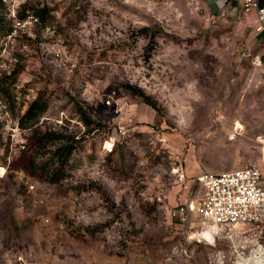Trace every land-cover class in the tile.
I'll use <instances>...</instances> for the list:
<instances>
[{
    "label": "rangeland",
    "instance_id": "374dc122",
    "mask_svg": "<svg viewBox=\"0 0 264 264\" xmlns=\"http://www.w3.org/2000/svg\"><path fill=\"white\" fill-rule=\"evenodd\" d=\"M10 4L17 19L46 5L53 20L37 17L16 38L2 76L23 65L0 90V264H255L239 238L185 250L172 218L188 191L201 197L199 174L264 171V59L252 19L230 16L222 0ZM9 13L0 20L10 31ZM38 97L46 110L20 124ZM35 130L76 140L56 184L44 177L59 167L56 145L32 173L12 166Z\"/></svg>",
    "mask_w": 264,
    "mask_h": 264
},
{
    "label": "built area",
    "instance_id": "2783aa9c",
    "mask_svg": "<svg viewBox=\"0 0 264 264\" xmlns=\"http://www.w3.org/2000/svg\"><path fill=\"white\" fill-rule=\"evenodd\" d=\"M10 6L8 19H12V30L0 37V78L9 70L8 61L12 58L16 38L29 32L39 24L37 17L17 19L12 0H2ZM224 5V0H222ZM242 15L250 12L255 16V33L261 41L264 59V6L258 0H243ZM224 17V14L220 15ZM256 65L261 64L259 57ZM264 151V134L257 139ZM257 166H247L223 172L199 174L196 185L202 188L198 199L187 192L177 206L172 218L182 227V246L204 244L214 246L217 241L239 238V242L251 245L253 257L248 261L264 263V174ZM242 258H240L241 260ZM255 259V260H254ZM254 261V262H253ZM247 263V262H246ZM237 264H245L244 260Z\"/></svg>",
    "mask_w": 264,
    "mask_h": 264
},
{
    "label": "trees",
    "instance_id": "16d2710c",
    "mask_svg": "<svg viewBox=\"0 0 264 264\" xmlns=\"http://www.w3.org/2000/svg\"><path fill=\"white\" fill-rule=\"evenodd\" d=\"M259 5L264 6V0H258ZM238 6L237 0H224V7L228 8L229 11L232 10L233 7ZM5 11L9 12L8 5L4 4L2 0H0V13ZM51 9H49L46 5L36 8L35 11L29 12L26 8L22 11V14L18 16V19H23L28 16L38 17L41 21L52 22L53 17L50 16ZM9 28L2 25L0 20V37L6 36L9 33ZM13 56V53H12ZM23 71V65H17L12 73H6L4 78H0V90L1 85L4 80H7L12 85L19 74ZM13 86V85H12ZM138 97L143 101L144 104L151 107L156 112L159 110L156 102L153 101L149 96L144 94L143 92H138ZM46 110V105L44 101L38 97L33 100L27 107L25 113L20 118L19 123H28L30 121H38L41 115ZM79 113H81L82 121L87 128H91L94 122L90 119L89 116L85 113V111L79 106ZM35 122V123H36ZM33 143H31L29 149L20 152V154L15 158L12 162V166L14 169L18 171H23L25 173H32L35 170L39 169L37 163V159L42 152V150L47 146L56 145V148L53 152V156L56 158V161L59 165L58 168H55L51 173L44 174L45 179L49 183L56 184L61 181L65 177L64 167L67 162L70 160L72 153L76 148V140H74L70 136H66L63 134H58L54 132L50 133H42L35 130L33 132ZM42 167V166H41ZM40 167V170H42ZM44 170H42L43 172Z\"/></svg>",
    "mask_w": 264,
    "mask_h": 264
},
{
    "label": "crops",
    "instance_id": "0c3cea01",
    "mask_svg": "<svg viewBox=\"0 0 264 264\" xmlns=\"http://www.w3.org/2000/svg\"><path fill=\"white\" fill-rule=\"evenodd\" d=\"M238 1V0H237ZM239 2V1H238ZM222 7L224 8V11H227V13H230V16H233V17H236V18H240V17H242V16H247L248 15V19H252V21L250 22V24H251V30H250V34H252V33H255V16H254V13L253 12H250L249 14H247V15H242V12H239L238 10H236L237 9V7H233L232 8V10L231 11H228V9H229V7L228 8H226V7H224V5L222 4ZM242 11V10H241ZM226 14H225V12H224V16H225ZM247 18V17H246ZM240 24H242L241 22H240ZM254 26V27H253ZM253 43V42H252ZM251 43V44H252ZM252 46V45H251ZM261 47V46H260Z\"/></svg>",
    "mask_w": 264,
    "mask_h": 264
},
{
    "label": "bare ground",
    "instance_id": "6f19581e",
    "mask_svg": "<svg viewBox=\"0 0 264 264\" xmlns=\"http://www.w3.org/2000/svg\"><path fill=\"white\" fill-rule=\"evenodd\" d=\"M106 144H107V146H108V147H110V146H111L110 144L108 145V143H106ZM175 172H176V171H175Z\"/></svg>",
    "mask_w": 264,
    "mask_h": 264
}]
</instances>
